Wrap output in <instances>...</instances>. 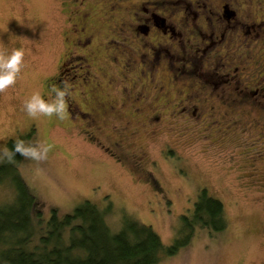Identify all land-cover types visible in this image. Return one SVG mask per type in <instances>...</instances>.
I'll list each match as a JSON object with an SVG mask.
<instances>
[{
	"label": "rangeland",
	"instance_id": "obj_1",
	"mask_svg": "<svg viewBox=\"0 0 264 264\" xmlns=\"http://www.w3.org/2000/svg\"><path fill=\"white\" fill-rule=\"evenodd\" d=\"M158 1L161 2L158 7L166 9L165 12L161 9L160 16L167 17L173 14L170 11L180 8L178 4L171 5L178 0H116L120 12L114 19L126 28L131 11L139 13L140 6L153 10ZM191 1V10H201L200 1L208 0ZM229 2L238 14L244 16L246 12L252 21L261 23L251 32V42L245 46L249 56L240 67L244 73L230 78L241 89L245 86L246 91L257 88L262 97L264 0ZM64 10L61 0H0V47L9 52L14 48L25 49V67L20 78L14 88L0 94V150L7 147L8 138L52 145L45 161L37 163L22 158L17 164L25 184L42 202L44 222L52 208L60 216L83 200L99 207L111 204L112 214L106 220L111 228L120 225L119 217L125 211L150 225L167 245L172 242L179 215L192 206L199 189L206 188L209 195L221 201L226 226L212 232L196 228L188 245L172 255H163L155 264H264V129L245 116L238 119L241 123L232 122L238 113L225 121L219 119V114L198 119L189 112L186 114L181 106L186 104L182 99L187 88L179 79L169 82L171 73L164 62L148 74L144 56L141 59L136 56L143 50L127 42V46L136 50L130 58L125 53L119 56L116 64V72L121 70L129 77L124 91L120 92L122 76L118 78L113 71L116 87H105L108 82L100 86V91H107L105 96L99 90L98 94L90 90L75 95L79 108L87 112L82 119L72 110V120L62 121L54 117L33 119L26 114L23 103L33 92L50 98L51 88L45 94L44 84L54 74L59 58L69 56L63 63L64 69H70L71 62L80 61V56L88 60L71 47L73 34L68 26L65 29L66 25H61L66 17ZM173 20L167 18V23ZM96 26L94 35L99 52L94 59L101 60L104 41L111 37L114 23L109 18L103 21L99 18ZM137 33L140 41L156 44L153 33L146 37ZM240 51L246 54L240 45L233 53ZM156 78L171 83L166 97L159 92L155 94L154 86H145L151 79L148 83L162 85ZM83 87L86 88L84 84ZM232 87L231 96L235 92ZM222 90L216 89L218 93ZM109 94L115 95L119 104L117 113L104 109ZM242 108L253 116L252 105ZM157 113L158 121L149 119ZM148 120L151 122L147 123ZM29 131L31 136L25 138ZM12 196L11 185H0V199Z\"/></svg>",
	"mask_w": 264,
	"mask_h": 264
},
{
	"label": "flooded vegetation",
	"instance_id": "obj_2",
	"mask_svg": "<svg viewBox=\"0 0 264 264\" xmlns=\"http://www.w3.org/2000/svg\"><path fill=\"white\" fill-rule=\"evenodd\" d=\"M61 1L65 7L62 12L66 14L61 25H66L65 29L68 26L71 34H73L70 42L71 47L82 52L88 59L85 60L80 56V61L71 62L70 64L73 66L70 69L68 67L64 69L65 66L62 62L69 59V56H64L52 78L45 80V94L48 92L47 84L51 86L49 88L62 86L65 82L70 85L72 97L69 100L67 120L71 119V110L75 111L81 119L82 114L87 113L79 108L80 104L78 106L75 100L77 93L81 92L84 95L90 90L95 93L99 90L100 94L105 96L108 94L107 91H100L102 83H109L105 87H116L118 57L125 53V56L130 58V55H133L136 50L127 46L128 42L132 43L137 49L143 50L136 56H139L140 59L144 56V69L148 71V74L155 72V68L158 70L160 64L164 62L165 68L171 73L169 82L172 83L174 79H179L180 84L187 88L186 96L183 92L184 98L182 99L186 104L181 106V110H185L186 114L189 112L190 115L196 116V119L204 115L214 117L219 114L221 117L219 119L225 121L230 120L231 115L238 113V116L233 117L235 121L232 122H240L238 119L245 116V119L255 120L264 129V95L261 97L257 88L246 91L245 86H243V89L235 90L236 95L234 93L233 96L230 95L232 94L230 92L232 85L236 84L230 77H235L238 72L244 73L240 67L246 63L245 55L249 52L245 46L250 41L251 32L257 30L261 25L257 20H251L252 17L245 12L246 9H244L245 14L243 16L238 14L229 0H208L200 1V7L203 9L191 10V0L187 2L178 0L171 2V5L178 4L180 8H175L176 10L170 11L173 14L164 17L158 14L165 7H158L160 4L157 2L155 3L157 7L153 10L140 6L138 8L139 13L131 11L130 21L125 23L126 28H124L120 26V21L114 19L120 12L118 9L120 4L116 0ZM97 1H100V3L95 4ZM106 4L110 6L106 7ZM165 11L166 9H164ZM99 18L102 21L109 18L114 26L111 37L104 41V53L100 54L101 60H95L94 58L97 57L99 50L96 47L98 42L94 30L97 29L96 21ZM167 18H174V20L171 24H168ZM137 32L145 37L153 33L154 38H157L156 44L140 41L141 37L137 36ZM63 33H66L65 30H63ZM126 35H128V39ZM117 37H119V40H117ZM109 42L111 44H108ZM65 43L67 44V42ZM237 45L244 46L246 54L242 55V51L233 53ZM123 46L128 48L124 49ZM147 47L148 49H146ZM126 65L128 68V61ZM113 71L116 74H113ZM117 75L118 78H120V75L122 76L123 85H121L120 91L122 92L125 90V82L129 80V77L121 70ZM261 76L264 79V73ZM157 80L162 85L157 87L153 83H148L150 82L148 81L145 86H154L156 88L155 94L159 92L166 97L171 83L167 81L168 84H165L164 79ZM83 84L86 88L83 87ZM216 89L223 90L218 93ZM254 96L258 97L254 99ZM108 98L109 102L104 109L107 108L112 111V114L117 113L119 104L115 95L109 94ZM246 104L254 107L253 116L248 109L242 108ZM254 115L257 117H254ZM159 118L160 116L157 113L149 119L158 121ZM76 119L78 121V117ZM215 120L218 121V118ZM150 122L151 120H148L147 123ZM84 130L87 132L88 128Z\"/></svg>",
	"mask_w": 264,
	"mask_h": 264
},
{
	"label": "trees",
	"instance_id": "obj_3",
	"mask_svg": "<svg viewBox=\"0 0 264 264\" xmlns=\"http://www.w3.org/2000/svg\"><path fill=\"white\" fill-rule=\"evenodd\" d=\"M245 56L247 62L249 52ZM63 59L56 61L55 71ZM232 88L238 91L241 86ZM31 131L24 137L29 138ZM17 139L23 138H8L7 148L12 149ZM22 158L17 154L15 163L0 164V185L9 184L13 190L12 198L0 199V264H155L163 255L188 245L196 228L212 232L226 226L221 201L206 188L199 189L192 206L179 215L172 242L167 245L150 225L125 211L119 217L120 225L111 228L106 221L112 214L111 204L99 207L83 200L60 216L52 208L44 222L42 202L18 172Z\"/></svg>",
	"mask_w": 264,
	"mask_h": 264
},
{
	"label": "clouds",
	"instance_id": "obj_4",
	"mask_svg": "<svg viewBox=\"0 0 264 264\" xmlns=\"http://www.w3.org/2000/svg\"><path fill=\"white\" fill-rule=\"evenodd\" d=\"M25 67V49L14 48L10 52L0 47V94L14 88L22 70ZM72 97L70 85L65 82L62 86L50 89V98L45 99L41 92L35 91L23 103V110L33 119L47 117L65 120L68 118L69 100ZM52 145L45 142L26 143L17 139L12 149L4 147L0 150V164L15 163L17 154L24 159L37 163L45 161Z\"/></svg>",
	"mask_w": 264,
	"mask_h": 264
}]
</instances>
